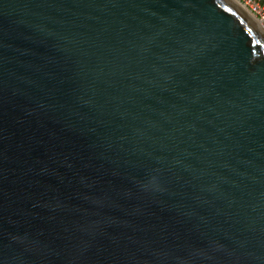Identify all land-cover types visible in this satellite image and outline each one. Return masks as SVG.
<instances>
[{
	"label": "water",
	"instance_id": "obj_1",
	"mask_svg": "<svg viewBox=\"0 0 264 264\" xmlns=\"http://www.w3.org/2000/svg\"><path fill=\"white\" fill-rule=\"evenodd\" d=\"M0 264H264L241 4L0 0Z\"/></svg>",
	"mask_w": 264,
	"mask_h": 264
},
{
	"label": "built area",
	"instance_id": "obj_2",
	"mask_svg": "<svg viewBox=\"0 0 264 264\" xmlns=\"http://www.w3.org/2000/svg\"><path fill=\"white\" fill-rule=\"evenodd\" d=\"M258 21L264 31V0H237Z\"/></svg>",
	"mask_w": 264,
	"mask_h": 264
},
{
	"label": "bare ground",
	"instance_id": "obj_3",
	"mask_svg": "<svg viewBox=\"0 0 264 264\" xmlns=\"http://www.w3.org/2000/svg\"><path fill=\"white\" fill-rule=\"evenodd\" d=\"M236 3L240 4L237 0H235ZM242 6V5H241ZM242 8L246 9L245 7L242 6ZM247 10V9H246ZM248 11V10H247ZM249 12V11H248ZM250 13V12H249ZM251 16H253L251 13H250ZM254 17V16H253ZM255 18V17H254ZM256 19V18H255Z\"/></svg>",
	"mask_w": 264,
	"mask_h": 264
}]
</instances>
